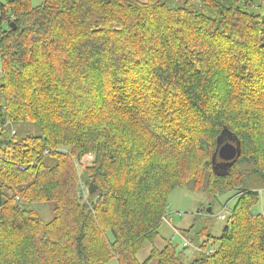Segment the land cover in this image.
I'll return each instance as SVG.
<instances>
[{"label":"trees","instance_id":"16d2710c","mask_svg":"<svg viewBox=\"0 0 264 264\" xmlns=\"http://www.w3.org/2000/svg\"><path fill=\"white\" fill-rule=\"evenodd\" d=\"M193 1L0 0V264H264L262 16ZM222 130L241 153L217 174ZM181 186L233 191L227 224L139 261Z\"/></svg>","mask_w":264,"mask_h":264},{"label":"rangeland","instance_id":"374dc122","mask_svg":"<svg viewBox=\"0 0 264 264\" xmlns=\"http://www.w3.org/2000/svg\"><path fill=\"white\" fill-rule=\"evenodd\" d=\"M199 1L195 0L192 4L199 3ZM31 2L33 5H38L41 0H31ZM245 8L248 11L259 13L262 16L264 29V0H249L245 4ZM90 159L91 155H84L80 163L87 165L90 163ZM245 168L248 169L247 167ZM251 186H255L260 193V201L254 206L253 211L255 213H261L264 216V183L259 182ZM235 200L236 197L233 191L221 192L216 196H210L203 191H195L189 186L176 187L169 194L167 213L158 228V234L153 239L145 242L137 253L138 260L143 261L149 256L152 248L161 249L165 242L168 241L176 245L177 250L183 254L182 258L192 259L196 257L197 252L201 249L197 243H192L189 239L185 238L183 230L195 223L196 228H205L207 233L213 236H219L227 224V216H229ZM208 207H210L211 211L205 213L204 209ZM34 209L44 221L49 220L52 216L50 203H36L34 204ZM184 242L188 244L185 246L183 244ZM155 263L156 258H152L148 264ZM105 264H117V262L112 258Z\"/></svg>","mask_w":264,"mask_h":264},{"label":"water","instance_id":"95a60500","mask_svg":"<svg viewBox=\"0 0 264 264\" xmlns=\"http://www.w3.org/2000/svg\"><path fill=\"white\" fill-rule=\"evenodd\" d=\"M225 130H222L217 138V147L212 155V166L214 172L217 174H225L228 169L235 163L241 153L240 142L237 136L228 132L229 136L226 140H223V134ZM220 158V161H216V157ZM211 211L210 207L207 208V212Z\"/></svg>","mask_w":264,"mask_h":264},{"label":"bare ground","instance_id":"6f19581e","mask_svg":"<svg viewBox=\"0 0 264 264\" xmlns=\"http://www.w3.org/2000/svg\"><path fill=\"white\" fill-rule=\"evenodd\" d=\"M262 184H263V182H262ZM258 186H259V184H257ZM229 225V224H228ZM214 238V237H213ZM194 250V249H193ZM218 250V249H217ZM198 253V252H197ZM216 253V252H215ZM193 254V253H192ZM196 254V253H195ZM200 254V253H199ZM198 254V255H199ZM202 254V253H201ZM194 257V256H193ZM202 257H203V255H202ZM191 260V259H190Z\"/></svg>","mask_w":264,"mask_h":264},{"label":"built area","instance_id":"2783aa9c","mask_svg":"<svg viewBox=\"0 0 264 264\" xmlns=\"http://www.w3.org/2000/svg\"><path fill=\"white\" fill-rule=\"evenodd\" d=\"M183 244H184V245H187L188 243H187V242H184Z\"/></svg>","mask_w":264,"mask_h":264},{"label":"clouds","instance_id":"9594fccd","mask_svg":"<svg viewBox=\"0 0 264 264\" xmlns=\"http://www.w3.org/2000/svg\"><path fill=\"white\" fill-rule=\"evenodd\" d=\"M186 246V245H185Z\"/></svg>","mask_w":264,"mask_h":264}]
</instances>
